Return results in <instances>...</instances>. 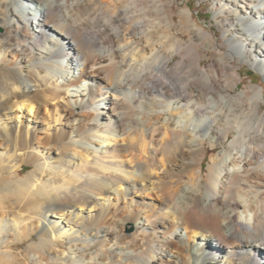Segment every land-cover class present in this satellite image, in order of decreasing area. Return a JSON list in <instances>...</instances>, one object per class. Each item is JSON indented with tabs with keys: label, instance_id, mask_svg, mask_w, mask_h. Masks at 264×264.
<instances>
[{
	"label": "bare ground",
	"instance_id": "6f19581e",
	"mask_svg": "<svg viewBox=\"0 0 264 264\" xmlns=\"http://www.w3.org/2000/svg\"><path fill=\"white\" fill-rule=\"evenodd\" d=\"M178 2L0 0V264H264V0Z\"/></svg>",
	"mask_w": 264,
	"mask_h": 264
},
{
	"label": "rangeland",
	"instance_id": "374dc122",
	"mask_svg": "<svg viewBox=\"0 0 264 264\" xmlns=\"http://www.w3.org/2000/svg\"><path fill=\"white\" fill-rule=\"evenodd\" d=\"M189 8L191 14L193 15L194 19L198 22V24L201 27H204L209 32L216 33L218 35V40L225 46L224 42V33L223 31L229 32L233 31V28L225 27L220 21H216L214 16L216 14V11L220 10V8L217 6V0H179L178 4L176 5V8ZM235 15L231 14H224L221 16L222 19H230L233 18ZM178 20V17H177ZM6 30H12L9 27L1 28L0 32H5ZM188 38V36L186 37ZM137 40L141 41L143 46H148L146 38L141 35L137 36ZM209 54L208 58L202 61L203 65H207L209 63H213L214 59L216 58V54L218 53H225L224 50L222 51H215L213 53L206 52ZM202 54H205L203 51ZM182 60V56L178 54L174 60L170 62V67H173L177 62ZM27 69L30 71L32 69L31 65L26 66ZM236 70L239 71L241 74V83H239V87L235 88V90L232 91L234 95H242L248 91V87L252 85H257L261 90L264 89V78L263 76L254 68H252L249 64L246 63H236L235 64ZM196 92L199 91L198 88H194ZM260 111L264 114V103L261 104ZM221 150V148L219 149ZM211 155V152H209L208 156ZM206 166V165H205ZM26 168V167H25ZM31 169L30 166H27V168L22 171V175L19 178H23L26 173ZM24 172V173H23ZM16 179H12V181H15ZM11 181V182H12ZM13 186V182H4V187L7 190V193L10 192V189ZM159 202L157 199H153ZM131 228L127 229L126 232H131ZM28 246V243H22V245L15 247L13 254L18 255L22 257L25 254L26 248ZM1 257V256H0Z\"/></svg>",
	"mask_w": 264,
	"mask_h": 264
}]
</instances>
